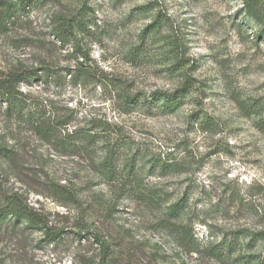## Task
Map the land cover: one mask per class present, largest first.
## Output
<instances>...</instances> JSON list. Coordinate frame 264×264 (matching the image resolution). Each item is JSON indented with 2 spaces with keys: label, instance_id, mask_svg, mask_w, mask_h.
I'll return each mask as SVG.
<instances>
[{
  "label": "rangeland",
  "instance_id": "1",
  "mask_svg": "<svg viewBox=\"0 0 264 264\" xmlns=\"http://www.w3.org/2000/svg\"><path fill=\"white\" fill-rule=\"evenodd\" d=\"M245 6V0H46L11 30L4 31L0 23V70L67 66L65 51L51 35L53 18L63 15L88 27L92 58L112 77L133 82L131 94H140L143 102L154 90L173 86L152 62L156 53L150 37L143 39L158 12L170 18L198 64L195 77L205 86L201 110L214 122L213 129L191 123L197 110L193 102L163 116L143 107L122 114L112 100H101L100 90L69 86L62 99L73 107L81 103L83 111L106 116L123 128L143 156L138 169L142 184L164 191L171 202L185 198L182 221L194 226L203 246L233 229L254 230V199L264 207V112L249 115L243 109L264 103V33ZM142 43L144 56L148 52L152 59L134 67L129 53ZM40 87L33 90H44ZM44 92L56 96L59 91L49 87ZM1 145H15L22 155L20 170L8 175L4 188L23 192L60 236L55 242L42 232L28 239L11 237L4 245L6 264H89L86 258L95 248L77 236L83 222L119 247V264H223L186 251L162 223L157 207L125 199L116 203L112 216L101 215L98 196L107 201L111 192L105 185L92 189L85 160L61 157L32 135L15 133L0 115ZM153 158L169 159L177 167L161 172L148 163ZM47 175L82 188L79 207H64L47 197Z\"/></svg>",
  "mask_w": 264,
  "mask_h": 264
},
{
  "label": "trees",
  "instance_id": "2",
  "mask_svg": "<svg viewBox=\"0 0 264 264\" xmlns=\"http://www.w3.org/2000/svg\"><path fill=\"white\" fill-rule=\"evenodd\" d=\"M45 2L0 0V23L4 31L26 21L30 12ZM245 5L260 27V34L264 33V0H245ZM88 34V27L81 21L57 15L52 21L51 35L65 51L67 66L0 70V115L12 131L32 135L61 157L85 160L92 174V189L105 185L111 192L107 201L98 196L101 215L110 217L116 211V203L134 199L140 205L162 211V223L186 251L223 264H264V207L255 199L254 230L233 229L223 233L220 239L201 246L194 226L182 221L185 198L171 202L172 198L164 191L149 189L140 181L138 171L143 167V156L123 128L106 116L83 111L81 103L73 107L62 99V92L69 86L85 91L100 90L101 100H112L122 114L128 115L143 107L149 114L163 116L173 115L193 102L197 110L190 116L191 123L204 131L213 129L214 122L201 110L205 86L195 77L198 64L190 57L188 40L179 27L160 11L143 32V39L150 37V47L155 49L156 59L151 58L152 62L173 81L172 88L156 89L143 102L140 94H131L133 82L112 77L92 58L87 48ZM144 45L139 44L129 53V63L134 67L151 60L150 53L143 54ZM35 86L44 87V90L53 87L59 92L56 96H47L43 89L33 90ZM243 109L249 115H263L264 103L243 105ZM262 123L264 125V119ZM21 163V150L15 149V145L0 146V264H6L4 245L11 237L28 239L35 232H42L50 242L60 237L47 217L28 204L23 192L4 188L8 175L18 172ZM148 163L161 172L177 167L165 158H153ZM46 178L47 197L64 207H79L82 188L70 185L62 177L47 175ZM77 230V236L88 239L95 248L94 254L86 258L89 264L120 263L119 247L103 231L91 228L87 222L80 223Z\"/></svg>",
  "mask_w": 264,
  "mask_h": 264
}]
</instances>
